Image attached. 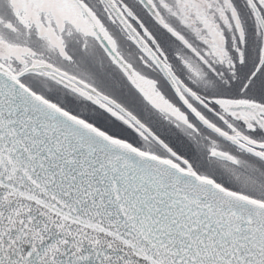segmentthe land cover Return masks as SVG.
Instances as JSON below:
<instances>
[{
    "label": "snow or ice",
    "instance_id": "obj_1",
    "mask_svg": "<svg viewBox=\"0 0 264 264\" xmlns=\"http://www.w3.org/2000/svg\"><path fill=\"white\" fill-rule=\"evenodd\" d=\"M0 264H264V0H0Z\"/></svg>",
    "mask_w": 264,
    "mask_h": 264
}]
</instances>
